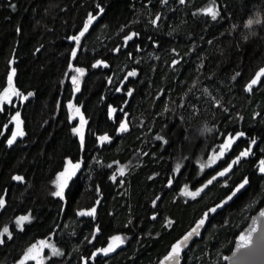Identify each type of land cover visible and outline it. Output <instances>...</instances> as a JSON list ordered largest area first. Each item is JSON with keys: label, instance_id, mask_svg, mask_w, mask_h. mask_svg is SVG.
<instances>
[{"label": "trees", "instance_id": "16d2710c", "mask_svg": "<svg viewBox=\"0 0 264 264\" xmlns=\"http://www.w3.org/2000/svg\"><path fill=\"white\" fill-rule=\"evenodd\" d=\"M96 2L99 0H0V90L6 86L8 71L16 67L15 86L34 92L25 102L14 98L12 105L0 111V195L7 201V210L0 212V228L5 223L14 228L15 215L28 209L37 218L25 232H14L7 247L0 246V264H13L21 250L47 235L49 228L55 230L50 239L66 253L56 258L60 264H81L80 257L94 251L93 245L104 246L114 234L126 237L125 244L108 256L98 255L90 264H159L173 238L191 226L205 205L211 206L227 192L224 178L219 177V183L214 182L195 199L180 195L179 187L184 183L190 189L194 183L198 187L197 181L202 183L208 178L206 174H214L212 168L219 170L211 165L201 172L199 164L207 163L208 156L219 151L229 133L244 131L246 135L236 138L217 164L224 166L225 161L248 147L253 137L257 138V144L252 145L254 154L242 158L233 166L234 171L226 174L229 186L248 176L256 191L253 194L249 189L215 215L182 260V264H226L222 257L230 255L235 237L264 206L260 203L264 199V174L257 164L264 149V86H256L253 93L243 91L247 79L264 66V28L257 27L258 36H250L248 41L241 36L246 34L245 20L256 11L264 20V0H218L228 6L218 21L203 14L193 15L210 0H186L184 5L178 0H167L166 4L160 0H104L106 14L90 29L91 35L83 42L79 55V66L89 71L81 80V91L72 95L70 78L64 75L71 45L65 34L75 33L86 11L92 10L88 6ZM10 3L17 5L15 11L8 7ZM156 13H160L161 20L153 26L150 21ZM45 25L49 31H45ZM125 25L126 31L141 32L135 40L140 49L129 42L119 53L110 52L123 43L120 28ZM17 26L22 27L21 34L16 33ZM149 36L158 43L153 44ZM237 42L239 49L235 47ZM39 45L43 48L36 52ZM129 52L132 56L126 55ZM13 54L17 59L10 65ZM180 56L183 62L173 71L171 61ZM93 57H107L109 66L90 68ZM235 64L247 67L242 79L229 84ZM132 67H137L138 77L124 81ZM213 73L217 74L213 77L216 83L209 85ZM133 86L137 91L129 98L126 88ZM206 86L213 95L224 97L228 112L212 107L204 91ZM117 87L120 92L115 91ZM69 99L81 106L88 120L85 152L79 151L78 138L71 132L73 122L67 120ZM124 100L129 103L124 104ZM181 103L186 106L180 107ZM109 104L117 108L114 119L107 117ZM120 109L128 113L129 131L117 134L114 129L123 118ZM15 111H21L26 135L9 147L6 139L14 128L11 115ZM205 127L212 131H203ZM105 131L113 140L101 146L95 137ZM160 132L170 138L168 145L155 139ZM66 155L73 159L83 156L85 163L78 179L74 178L75 184L66 190L65 203L45 196L43 191L54 190L50 180ZM113 161L128 167L123 178L117 176V181L123 179V183L108 178L119 166L108 168ZM178 162L182 174L172 171ZM154 172L158 175L149 180ZM14 174H26V182L12 181ZM169 176L174 177L171 188L165 187ZM33 184L41 190L40 195ZM97 185L99 193L95 191ZM155 196L162 199L153 209L151 199ZM97 199L100 203L94 219L75 214ZM61 204L63 212L59 210ZM152 211L158 213L155 220ZM166 219L174 222L172 227L165 225ZM95 225H100L102 231L90 244L85 237L92 239Z\"/></svg>", "mask_w": 264, "mask_h": 264}, {"label": "snow or ice", "instance_id": "6c2138e0", "mask_svg": "<svg viewBox=\"0 0 264 264\" xmlns=\"http://www.w3.org/2000/svg\"><path fill=\"white\" fill-rule=\"evenodd\" d=\"M161 3L166 4L167 0H160ZM186 0H178V3L184 5ZM13 11L16 10L17 5L15 3H10L8 5ZM91 11H86L84 18L80 20L79 25L77 26L75 33L68 35L65 34V39L71 42V45L68 49V56L66 57V67L67 70L64 75L69 76L72 86L71 94L79 93L81 91V80L85 76L86 72L89 71V68L80 65L79 55L81 49L83 48V42L88 38V35H91L90 29L95 27V24L99 23V18H102L106 14V7L104 6V0H99V2L94 3V5H89ZM227 4H220L218 0H210V3L202 8L197 9L193 15L203 14L206 17H210L211 21H218L222 18V14L227 12ZM47 11V9H45ZM231 15V14H229ZM161 20L160 13L154 14V17L151 19L150 23L153 26H158V21ZM208 23V20H205V24ZM36 24L39 25L40 21H36ZM257 27L264 28V20L261 19V13L259 11L255 12L254 16H249L244 23V29L246 34L242 33V39L248 41L250 36H258ZM127 25L120 28L122 44H116L113 48L109 49L110 52L119 53L122 48L127 47L129 42H132L136 49H140V45L135 43L136 38L141 36V32L138 30L128 29ZM232 28L235 29L236 25H232ZM17 34L22 33V27L17 26L15 29ZM45 31H49L47 25H45ZM148 40H151L153 44H157L158 41L153 39L152 36L147 37ZM209 44L212 43L211 40L208 41ZM237 49L240 48L239 42L235 44ZM43 48V45L36 47L35 51L40 52ZM173 52H176V49H172ZM223 52V49L220 50ZM128 56H132V53H126ZM239 55V53H237ZM17 57L13 54L12 58L8 61L10 65L15 64ZM75 61V63H74ZM87 62V61H85ZM183 62V56H180L179 59L173 58L171 61L170 67L173 68V71H177L181 63ZM109 66L107 57L103 59H96L93 57V62L90 63L89 67L96 69L99 67L107 68ZM247 67L243 64H235L233 73L230 76L228 81L231 84L232 81H237L238 78H243V69ZM239 68L240 70H235ZM17 74V68L11 67L10 71L7 73V83L6 86L0 90V111L4 110L6 105H11L14 102V98H18L21 101H27L30 97L34 95L33 91H21L18 87L15 86L13 80ZM216 73H213L209 76V85L215 84L216 81L213 79L216 76ZM132 77H138L137 67H132L127 71L126 75L123 77L124 81H128ZM109 82L111 83V77H109ZM63 83V81H62ZM256 86H264V66L258 67L255 70L254 74L250 76L249 79L243 84V91L247 93H253ZM116 92H120L121 88L117 87ZM137 89L133 87L126 88L127 97L131 98L134 96V93ZM163 91V90H161ZM204 91L210 97L211 104L213 108L222 109L223 112H228L229 107L226 104L224 97L213 95L212 90L208 86L205 87ZM124 104H128V100L123 101ZM57 106L60 107V102H57ZM180 107H185V103H181ZM192 107L195 108L193 103ZM67 120L73 122L71 127L72 134L78 138V148L80 152L87 151V143L85 136V126L88 124V120L85 117V113L81 110V106L78 103H73L71 99L67 101ZM114 113H117V108L113 107L111 104L107 106V117L109 119H114ZM120 113L123 118L119 119L118 126L114 129L117 134L127 133L129 131V122H128V113L124 109H120ZM259 113H254V116H259ZM239 116V113H237ZM78 118V123H75ZM242 118V117H241ZM11 122H14V128L11 129V135L7 137L6 143L9 147H12L17 139L24 137L26 135L23 124L24 121L21 118V112L15 111L11 115ZM4 128L7 129L8 125L5 124ZM203 131L209 132L212 129L205 127ZM3 133H0L2 135ZM244 131H236L235 135L229 133L223 142L219 146L218 152H213L208 156L207 163H200L199 170L203 172L206 167L211 165H216L219 170L216 168L211 169V173L206 174L207 179H203V182L199 183L197 187L195 183L190 189L188 183H184L182 187H179L180 195L183 197H190L195 199L201 196V193L204 192L208 186L212 185L214 182L219 183V178H224L225 186L227 187V192L218 198L217 202H214L201 210L198 218L194 219L191 226L185 230L182 234L174 237L170 242L166 253L163 255L162 259L159 261V264H182V259L186 256V250H191V244L195 242V238L202 237V230H206L207 225L211 223V220L226 207H230L231 203L240 197L244 196L245 193L249 192V189H252V193H255V189L252 188V182L248 176H243L239 182H234L233 185L229 186L226 174H229L231 171H234L233 166L239 164L242 158L249 157L254 154L252 145L257 144V138L253 137L250 140L249 146L241 150L238 155H236L231 161H225L224 166L217 164V161L225 156V153L232 148L233 142L238 137L245 136ZM157 141L163 142L164 145L170 143V138H167V134L160 132L155 136ZM113 137L108 132H103L100 135L95 137V142L101 146L112 142ZM262 155L259 157L258 171L261 174H264V149L261 150ZM147 155V153H144ZM155 155V154H153ZM95 159V157H93ZM182 159H187L182 157ZM85 161L83 156L77 159H73L70 156H65L62 165L59 171L55 173V178L50 180L51 185L54 186V190L45 189L43 194L45 196L50 195L54 198H59V201L66 203V190H69L73 184H75L76 179H78V172L81 171L82 166ZM113 164H119L118 161H113L112 164H109L107 167L112 168ZM175 173L182 174L181 164L178 162L175 164V167L172 169ZM128 172V167L123 164H119L108 178L111 181H117V176L123 178ZM158 175L153 173L152 176H149L148 179L151 180L153 176ZM12 181L19 183L26 182V174H14L11 177ZM118 183H123V179L117 181ZM174 184V177L169 176L165 187L171 188ZM33 189L37 195L41 194L40 189H36L33 184ZM95 191L99 193L101 191L100 186L97 185ZM162 199L161 196H155L151 199V204L153 209L158 208V201ZM100 201L97 199L96 202L86 208H79L76 210L75 214L80 217H90L95 218L97 216V207ZM264 203V199L260 201ZM7 210V201L4 195H0V212ZM60 212L64 211V205H60ZM151 218L153 220L158 218V213L152 211ZM37 218L33 215L32 210L28 209L27 212L15 215L14 217V228L10 227L8 223H5L2 228H0V246L7 247L9 241L14 239V232L23 233L26 229L32 225L33 221ZM252 224L245 230L240 232L238 236L235 237V247L231 249L230 256H223L222 259L228 261V264H264V224L261 222L264 221V207L259 208L258 216H253ZM173 221L170 219L165 220V225L168 227L173 226ZM102 231L100 225H95L93 231L91 232V240L88 237H85V240L88 243H92V240L97 239V233ZM55 233V230L49 228L47 235L42 236L40 239H35L34 241L28 243L26 248L21 250V253L18 255V258L14 259L13 264H60V261L56 258H63L66 253L64 248L58 245L57 242H54L50 237ZM126 237L119 234L110 235L107 238L106 244L101 247H96L93 245L94 251H91L90 254L80 257L81 264H90L94 262L98 255L108 256L111 253H115L121 245L125 244ZM47 250V254H46ZM70 264V262H69Z\"/></svg>", "mask_w": 264, "mask_h": 264}, {"label": "water", "instance_id": "95a60500", "mask_svg": "<svg viewBox=\"0 0 264 264\" xmlns=\"http://www.w3.org/2000/svg\"><path fill=\"white\" fill-rule=\"evenodd\" d=\"M13 82H14V80H13ZM14 84H15V83H14ZM18 101H19V99H18ZM263 207H264V206H263ZM258 213H259V211L256 212L253 216H258ZM253 216H252V217H253ZM252 217H251V218H252ZM251 218H250L248 224L245 226V228H244L242 231H245V230H246V229L252 224V219H251ZM261 223L264 224V221H262ZM207 227H208V225H207ZM206 229H207V228H206ZM242 231H241V232H242ZM205 232H206V230H202V236H203V234H204ZM239 234H240V233H239ZM201 238H202V237L195 238V242H196V241H199ZM195 242H194V243H195ZM194 243H192L191 246H192ZM234 247H235V243H234ZM234 247H233V248H234ZM186 252H188V251L186 250ZM230 255H231V253H230ZM230 255H229V256H230ZM182 260H183V259H182ZM226 264H228V261H226Z\"/></svg>", "mask_w": 264, "mask_h": 264}, {"label": "rangeland", "instance_id": "374dc122", "mask_svg": "<svg viewBox=\"0 0 264 264\" xmlns=\"http://www.w3.org/2000/svg\"><path fill=\"white\" fill-rule=\"evenodd\" d=\"M23 102H25V101H23ZM20 112H21V111H20ZM21 118H22V117H21ZM12 124L14 125V122H12ZM14 126H15V125H14ZM17 140H18V139H17ZM123 245H124V244H123ZM123 245H121V246H123ZM121 246H120V247H121ZM118 249H119V248H118ZM111 254H112V253H111ZM109 255H110V254H109Z\"/></svg>", "mask_w": 264, "mask_h": 264}, {"label": "flooded vegetation", "instance_id": "af4514ba", "mask_svg": "<svg viewBox=\"0 0 264 264\" xmlns=\"http://www.w3.org/2000/svg\"><path fill=\"white\" fill-rule=\"evenodd\" d=\"M12 105V104H11Z\"/></svg>", "mask_w": 264, "mask_h": 264}]
</instances>
